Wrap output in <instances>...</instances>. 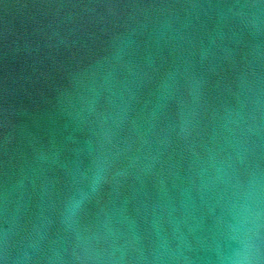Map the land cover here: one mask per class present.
<instances>
[{
  "label": "water",
  "instance_id": "water-1",
  "mask_svg": "<svg viewBox=\"0 0 264 264\" xmlns=\"http://www.w3.org/2000/svg\"><path fill=\"white\" fill-rule=\"evenodd\" d=\"M0 264H264V0H0Z\"/></svg>",
  "mask_w": 264,
  "mask_h": 264
}]
</instances>
